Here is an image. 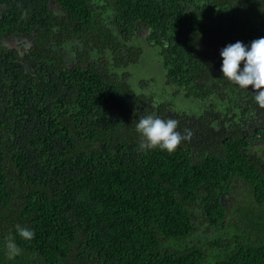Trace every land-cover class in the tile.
I'll return each mask as SVG.
<instances>
[{
  "label": "trees",
  "instance_id": "trees-1",
  "mask_svg": "<svg viewBox=\"0 0 264 264\" xmlns=\"http://www.w3.org/2000/svg\"><path fill=\"white\" fill-rule=\"evenodd\" d=\"M261 37L264 0H0V264H264V109L220 55ZM144 47L196 111L131 86ZM148 114L191 140L141 152Z\"/></svg>",
  "mask_w": 264,
  "mask_h": 264
},
{
  "label": "clouds",
  "instance_id": "clouds-1",
  "mask_svg": "<svg viewBox=\"0 0 264 264\" xmlns=\"http://www.w3.org/2000/svg\"><path fill=\"white\" fill-rule=\"evenodd\" d=\"M220 55L223 61L221 68L223 76L241 88L247 89L248 86H252L256 90L255 102L264 109V37L252 41L250 48L240 41L229 44ZM242 62L243 70L240 67ZM178 125V120L171 118L165 120L154 114L139 118L135 126L141 137L139 150L146 152L159 148L169 153L174 152L182 142L190 141L193 136L191 129L185 128L183 133L177 131ZM15 228L17 234L24 240L34 239L35 232L32 229L19 224ZM6 249L10 259L21 252L11 235L6 239Z\"/></svg>",
  "mask_w": 264,
  "mask_h": 264
},
{
  "label": "rangeland",
  "instance_id": "rangeland-1",
  "mask_svg": "<svg viewBox=\"0 0 264 264\" xmlns=\"http://www.w3.org/2000/svg\"><path fill=\"white\" fill-rule=\"evenodd\" d=\"M149 48L151 49L147 51L148 48L144 47L143 57L140 59L141 63L137 66H129L126 69L130 75L128 81L131 86L136 91L147 92L146 94L155 100L161 102L172 100L171 105L174 106V109H184L187 112L196 111L200 104L197 100L175 94L173 88L165 84L163 69L157 51L153 47ZM140 79L144 81L141 82ZM200 226L202 230L206 228L203 224Z\"/></svg>",
  "mask_w": 264,
  "mask_h": 264
},
{
  "label": "flooded vegetation",
  "instance_id": "flooded-vegetation-1",
  "mask_svg": "<svg viewBox=\"0 0 264 264\" xmlns=\"http://www.w3.org/2000/svg\"><path fill=\"white\" fill-rule=\"evenodd\" d=\"M15 39L16 40H11V39L6 37V39H2V40H3V43H8L11 47L15 46V47H18V49L21 48V46L17 45L19 41L24 40V45L26 48H28L30 44H33V42L31 40H29V38L27 36L20 37V38L15 37ZM262 163L264 164V152L262 153Z\"/></svg>",
  "mask_w": 264,
  "mask_h": 264
}]
</instances>
